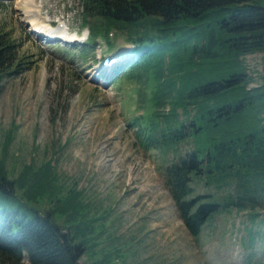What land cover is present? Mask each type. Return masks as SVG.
Here are the masks:
<instances>
[{
  "label": "rangeland",
  "instance_id": "374dc122",
  "mask_svg": "<svg viewBox=\"0 0 264 264\" xmlns=\"http://www.w3.org/2000/svg\"><path fill=\"white\" fill-rule=\"evenodd\" d=\"M101 25L83 15L82 0H0V36L20 62L2 83L0 161L10 180L31 164L28 177L47 181L44 163L52 165L49 187L24 203L43 213L79 191L78 220L53 216L75 242L84 240L81 263L264 264V223L248 210L220 211L197 236L189 233L165 182L167 164L185 146H145L152 122L164 128L152 113L155 78L120 70L133 45ZM261 57L243 58L256 79ZM193 187L222 199L233 183L216 188L201 179ZM78 223L89 228L77 233Z\"/></svg>",
  "mask_w": 264,
  "mask_h": 264
},
{
  "label": "trees",
  "instance_id": "16d2710c",
  "mask_svg": "<svg viewBox=\"0 0 264 264\" xmlns=\"http://www.w3.org/2000/svg\"><path fill=\"white\" fill-rule=\"evenodd\" d=\"M82 6L106 36L115 29L133 45L120 70L155 78L152 113L164 128L152 122L144 144L185 146L167 164L165 182L189 233L197 236L214 214L230 208L264 223L253 211L264 210V0H82ZM253 53L262 54L257 79L243 59ZM16 58L12 41L0 36V93L3 79L19 71ZM30 166L10 180L0 161V264L25 258L28 264H101L81 263L84 240L75 242L53 216L78 220L79 191L43 213L24 203L51 181L49 161L42 172L47 181L28 177ZM201 179L216 188L233 183L232 192L222 199L195 194L193 182ZM81 225L75 232L89 228Z\"/></svg>",
  "mask_w": 264,
  "mask_h": 264
},
{
  "label": "bare ground",
  "instance_id": "6f19581e",
  "mask_svg": "<svg viewBox=\"0 0 264 264\" xmlns=\"http://www.w3.org/2000/svg\"><path fill=\"white\" fill-rule=\"evenodd\" d=\"M32 23H33V22H32ZM33 24H34V23H33ZM44 29H45V28H44ZM34 31H35V30H34ZM36 34H37L39 37L45 35V33H43V31H39V32H38L37 30H36ZM46 35H47V34H46ZM47 37H48L47 39H50L51 37H54V38H60L61 36H60V35L57 36L56 34H55V35L48 34Z\"/></svg>",
  "mask_w": 264,
  "mask_h": 264
}]
</instances>
